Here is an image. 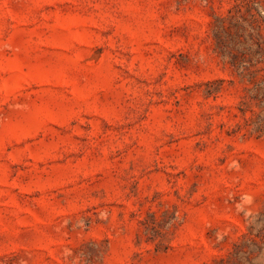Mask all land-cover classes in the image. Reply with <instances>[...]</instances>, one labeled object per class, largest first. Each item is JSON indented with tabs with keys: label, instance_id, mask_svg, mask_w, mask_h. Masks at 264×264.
Segmentation results:
<instances>
[{
	"label": "rangeland",
	"instance_id": "1",
	"mask_svg": "<svg viewBox=\"0 0 264 264\" xmlns=\"http://www.w3.org/2000/svg\"><path fill=\"white\" fill-rule=\"evenodd\" d=\"M0 264H264V0H0Z\"/></svg>",
	"mask_w": 264,
	"mask_h": 264
},
{
	"label": "clouds",
	"instance_id": "2",
	"mask_svg": "<svg viewBox=\"0 0 264 264\" xmlns=\"http://www.w3.org/2000/svg\"><path fill=\"white\" fill-rule=\"evenodd\" d=\"M244 199H246V201H247L249 204L252 203V197H251V196L245 195V196H244ZM237 208H238V210H240L239 205H237ZM251 214H252L251 212H247V213H245V216L247 217V216H249V215H251Z\"/></svg>",
	"mask_w": 264,
	"mask_h": 264
}]
</instances>
